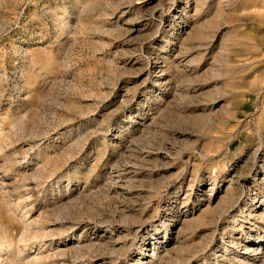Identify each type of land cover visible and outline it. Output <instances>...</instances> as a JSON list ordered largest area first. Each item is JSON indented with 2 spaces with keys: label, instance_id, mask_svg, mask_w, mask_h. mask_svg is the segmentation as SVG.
<instances>
[{
  "label": "rangeland",
  "instance_id": "374dc122",
  "mask_svg": "<svg viewBox=\"0 0 264 264\" xmlns=\"http://www.w3.org/2000/svg\"><path fill=\"white\" fill-rule=\"evenodd\" d=\"M0 264H264V0H0Z\"/></svg>",
  "mask_w": 264,
  "mask_h": 264
}]
</instances>
